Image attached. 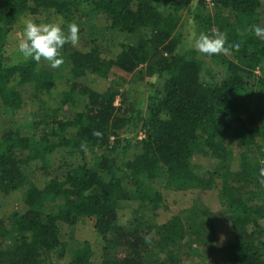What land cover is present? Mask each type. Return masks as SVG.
Wrapping results in <instances>:
<instances>
[{"label":"trees","instance_id":"1","mask_svg":"<svg viewBox=\"0 0 264 264\" xmlns=\"http://www.w3.org/2000/svg\"><path fill=\"white\" fill-rule=\"evenodd\" d=\"M212 1L199 0L197 33L218 29L241 45L213 56L222 73L180 51L194 0H0V264H183L202 252L207 261L211 211L198 198L175 214L166 194L211 190L232 227L222 264H264V41L247 31L264 27V0ZM24 16L57 17L65 32L75 22L84 51L66 44L55 69L6 57ZM141 69L157 77L145 105L122 96L117 106L118 82L100 93L93 80ZM30 103L38 110L20 123ZM87 221L96 245L76 238Z\"/></svg>","mask_w":264,"mask_h":264},{"label":"rangeland","instance_id":"2","mask_svg":"<svg viewBox=\"0 0 264 264\" xmlns=\"http://www.w3.org/2000/svg\"><path fill=\"white\" fill-rule=\"evenodd\" d=\"M198 10V12H203V8L199 5V0H194L191 11L185 16L184 24L182 28L179 30L180 34L183 36L182 38V44L180 46L181 52H187V51H195L197 52L194 47H192V44L194 43V37L198 36L199 34L198 29L199 25L196 23L195 19V13ZM32 20L36 23H60L63 24L61 19H58L57 17H51V16H24L20 22L17 24L13 32L10 34L9 37V43L5 52V56L8 58H12L16 61L24 59L22 54L18 51V43L23 38V30L25 27V24L27 21ZM84 42H80L76 46L77 49L84 51ZM197 57L203 60L207 65L208 68L211 67L213 71L216 73H222L223 67L219 64L220 62L215 60L213 56H206L203 54H200L197 52ZM119 74V75H118ZM117 76H112L110 79H100V78H94L93 80L96 81V85H98V92L104 93L106 92L109 87L112 85L113 80L117 81L118 84L121 86L120 89V95L117 97L116 105L119 106L121 103L122 96L126 98L127 102L134 104L135 106H140L141 104L145 105L148 96L152 92L153 86L157 81V77H148L145 74V71L143 69L132 73L130 75H123L118 73ZM256 75L260 76L261 73L259 70H256ZM123 82H125L123 84ZM27 109L24 108V110L16 115V120L20 123H24L25 121H29L30 113L33 112V110H38L37 107L34 104H26ZM27 119V120H26ZM132 129H129L128 136H131L130 139H133L134 133ZM127 136H124L120 139L119 146L117 148L116 157H118L120 160L123 159V147L126 145V138ZM145 138V135L143 133L139 134L138 139L142 140ZM133 149L130 150V152ZM203 168L205 170H209L213 165L212 162H202ZM198 198L201 200V204L206 209L208 208L212 213V226L214 229L215 238L211 239V243L208 244L209 252L211 253L214 251L216 254L211 255L207 261L203 260L202 258L204 256H197L191 253L190 257H184V263L183 264H222V257L220 256V252L222 251V256L225 254L224 250L225 248L233 241V235H232V227L230 224V220L228 215L224 212L222 204L220 203V199L218 198V191L217 190H211L207 191L205 193H201L197 195L196 193H167L166 199H167V205H169V211L174 212L175 214L179 213L181 210L191 207L194 202L198 200ZM134 205L126 204L124 210L121 213V222L123 224H126L131 216ZM80 230H77L76 232V238L79 241H93L95 242L96 236L94 232V224L92 221H87L85 224H83ZM96 245V242L94 243ZM193 248H196V245L193 246ZM200 250H203L200 248ZM206 250V247H205ZM220 253V254H219ZM205 254V253H204ZM55 264H65L68 262V259L66 260H58L55 258V261H53ZM201 262V263H200ZM214 262V263H212Z\"/></svg>","mask_w":264,"mask_h":264},{"label":"clouds","instance_id":"3","mask_svg":"<svg viewBox=\"0 0 264 264\" xmlns=\"http://www.w3.org/2000/svg\"><path fill=\"white\" fill-rule=\"evenodd\" d=\"M65 32L60 23H36L32 20L26 22L23 30V38L18 43V51L25 60L33 59L36 63L46 61L51 68H59L64 64L61 50L66 44L73 47L79 44L80 28L75 22L67 25ZM247 31L254 33L260 40L264 41V27L253 25ZM192 47L200 54L206 56H231L232 50H240V43H228L226 32L213 29L211 34L201 32L194 37ZM93 136L102 139L103 133L94 130ZM81 149L88 150L86 142H82ZM260 183L264 186V167L259 170ZM146 243H151V237H144Z\"/></svg>","mask_w":264,"mask_h":264},{"label":"built area","instance_id":"4","mask_svg":"<svg viewBox=\"0 0 264 264\" xmlns=\"http://www.w3.org/2000/svg\"><path fill=\"white\" fill-rule=\"evenodd\" d=\"M205 2L207 3L208 7H212L213 6V1L212 0H205Z\"/></svg>","mask_w":264,"mask_h":264}]
</instances>
